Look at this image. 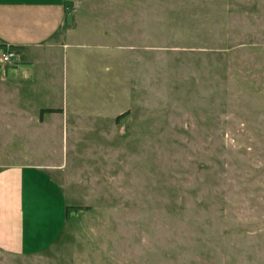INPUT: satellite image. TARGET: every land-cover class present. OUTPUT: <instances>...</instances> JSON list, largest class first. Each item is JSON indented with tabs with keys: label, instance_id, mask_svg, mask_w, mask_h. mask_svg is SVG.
<instances>
[{
	"label": "rangeland",
	"instance_id": "1",
	"mask_svg": "<svg viewBox=\"0 0 264 264\" xmlns=\"http://www.w3.org/2000/svg\"><path fill=\"white\" fill-rule=\"evenodd\" d=\"M65 10L0 62V165L31 167L0 264H264V0Z\"/></svg>",
	"mask_w": 264,
	"mask_h": 264
},
{
	"label": "crops",
	"instance_id": "2",
	"mask_svg": "<svg viewBox=\"0 0 264 264\" xmlns=\"http://www.w3.org/2000/svg\"><path fill=\"white\" fill-rule=\"evenodd\" d=\"M66 22L64 0H0V43L20 47L12 75L22 77L42 49L64 46L55 40ZM26 63V64H24ZM28 166L0 165V248L23 252L22 179Z\"/></svg>",
	"mask_w": 264,
	"mask_h": 264
},
{
	"label": "built area",
	"instance_id": "3",
	"mask_svg": "<svg viewBox=\"0 0 264 264\" xmlns=\"http://www.w3.org/2000/svg\"><path fill=\"white\" fill-rule=\"evenodd\" d=\"M18 59L17 52L9 49L0 52V62L6 65H13Z\"/></svg>",
	"mask_w": 264,
	"mask_h": 264
},
{
	"label": "trees",
	"instance_id": "4",
	"mask_svg": "<svg viewBox=\"0 0 264 264\" xmlns=\"http://www.w3.org/2000/svg\"><path fill=\"white\" fill-rule=\"evenodd\" d=\"M64 5L66 6V0H64ZM7 47H8L9 49H11V50L16 51V52L20 49V47H17V46L6 45V44H3V43H0V52H1V51H5V49H6ZM48 111H51V109H48ZM74 208H81V207H79V206H76V207H74V206H66V207H65L66 217H67L69 211H70L71 209H74Z\"/></svg>",
	"mask_w": 264,
	"mask_h": 264
}]
</instances>
